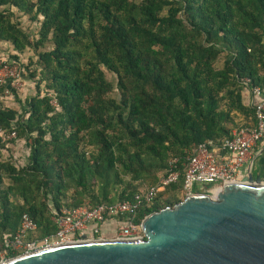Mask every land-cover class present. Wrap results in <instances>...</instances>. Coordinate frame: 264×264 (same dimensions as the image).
I'll return each instance as SVG.
<instances>
[{
    "label": "trees",
    "instance_id": "1",
    "mask_svg": "<svg viewBox=\"0 0 264 264\" xmlns=\"http://www.w3.org/2000/svg\"><path fill=\"white\" fill-rule=\"evenodd\" d=\"M15 11L40 25L38 39ZM1 43L16 53L3 63L26 50L37 61L36 95L15 96L19 111L0 102V129L15 133L8 143L29 150L22 167L0 158V253L23 215L35 238L49 236L63 210L131 201L157 185L170 159L179 180L132 222L180 203L194 150L251 126L243 92H264V0H0Z\"/></svg>",
    "mask_w": 264,
    "mask_h": 264
},
{
    "label": "water",
    "instance_id": "2",
    "mask_svg": "<svg viewBox=\"0 0 264 264\" xmlns=\"http://www.w3.org/2000/svg\"><path fill=\"white\" fill-rule=\"evenodd\" d=\"M142 238L42 249L0 264H264V183L251 175L147 216Z\"/></svg>",
    "mask_w": 264,
    "mask_h": 264
},
{
    "label": "built area",
    "instance_id": "3",
    "mask_svg": "<svg viewBox=\"0 0 264 264\" xmlns=\"http://www.w3.org/2000/svg\"><path fill=\"white\" fill-rule=\"evenodd\" d=\"M13 69L15 68L0 63V87L10 82V86L14 88L18 76ZM243 84L248 87L250 82L246 79ZM249 92L251 107L254 109V123L232 131L231 137L221 141H205L194 150L184 165L182 193L185 197L211 195L216 190L221 191L224 185L238 183L240 169L247 166L252 150L264 137V92L255 87ZM0 139L8 142L15 139V133L5 135L0 129ZM179 176L177 160L170 159L167 174L157 185L143 190L131 201L63 210L62 217L53 220L57 226L56 232L43 238L33 236L36 226L27 215H23L16 233L4 242L0 262L8 260L9 253L23 255L55 246L101 240V226L109 222L117 223L114 240L141 239V224H134L132 217L143 206L152 205L165 187L177 183ZM86 232L89 236H86Z\"/></svg>",
    "mask_w": 264,
    "mask_h": 264
},
{
    "label": "rangeland",
    "instance_id": "4",
    "mask_svg": "<svg viewBox=\"0 0 264 264\" xmlns=\"http://www.w3.org/2000/svg\"><path fill=\"white\" fill-rule=\"evenodd\" d=\"M15 19L20 23L21 28L31 37V39H38V31L40 25L38 23L30 22L28 17L22 15L19 12L15 11ZM48 49V48H47ZM16 56V53L12 51V48L8 44H0V63L3 61H10V58ZM19 62L17 65L14 64L11 66L13 71H15L18 76L17 82L14 84L13 91L14 93L3 95L0 102L6 108L14 109L19 111L20 107L15 100V96L21 102L25 101L36 95V80H32L29 78L30 73H32L34 64L37 61L36 55L33 51L26 50L23 54L18 55ZM31 63V64H30ZM105 77L108 82H110L113 86L115 85V77L109 72L105 71ZM43 90V88H40ZM43 95V93H41ZM15 140V139H14ZM29 155V150L27 144L23 140L18 139L14 143H6L0 142V158L1 159H9L11 157V162L13 161V165L15 167H22L25 165L27 157ZM7 183L6 181L4 182Z\"/></svg>",
    "mask_w": 264,
    "mask_h": 264
},
{
    "label": "crops",
    "instance_id": "5",
    "mask_svg": "<svg viewBox=\"0 0 264 264\" xmlns=\"http://www.w3.org/2000/svg\"><path fill=\"white\" fill-rule=\"evenodd\" d=\"M9 87V86H8ZM10 89L12 87L10 86ZM13 90V89H12ZM12 90H8V94L13 93ZM243 102L244 104L251 106V97L249 91L243 92ZM255 179H260L262 183H264V137L261 141L256 145V147L252 150L247 166H244L240 169V172L237 177L238 182H242L244 179H247L248 176ZM116 222H109L101 226V234L100 237L103 240H114L116 235ZM86 236L88 232L85 233Z\"/></svg>",
    "mask_w": 264,
    "mask_h": 264
}]
</instances>
